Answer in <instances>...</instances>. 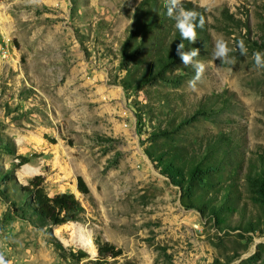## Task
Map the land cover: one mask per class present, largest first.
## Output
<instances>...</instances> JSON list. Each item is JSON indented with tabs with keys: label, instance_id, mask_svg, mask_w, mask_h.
I'll return each mask as SVG.
<instances>
[{
	"label": "rangeland",
	"instance_id": "374dc122",
	"mask_svg": "<svg viewBox=\"0 0 264 264\" xmlns=\"http://www.w3.org/2000/svg\"><path fill=\"white\" fill-rule=\"evenodd\" d=\"M141 1L0 0V254L9 264H93L96 240L123 251L104 264H264V69L253 60L264 52V0H189L226 28L198 41L206 70L196 90L181 60L158 76L144 55L129 57L135 44L124 55ZM221 37L235 65L212 57ZM35 176L49 196L74 193L81 220L46 226L22 190ZM80 250L88 257L78 261Z\"/></svg>",
	"mask_w": 264,
	"mask_h": 264
},
{
	"label": "trees",
	"instance_id": "16d2710c",
	"mask_svg": "<svg viewBox=\"0 0 264 264\" xmlns=\"http://www.w3.org/2000/svg\"><path fill=\"white\" fill-rule=\"evenodd\" d=\"M166 0H142L137 6L134 13L132 29L128 40L124 46V55L128 56V50L132 48L131 44H135V48L131 50L129 57L146 59L147 63H152L151 71L156 70L157 75H161V71L166 68L175 66L181 59L176 54V46L183 42L185 50L201 47L199 39L207 41L209 38V28L223 29V27L210 25L207 21L208 13L205 8L193 3L189 0H182L183 7L187 10H193L204 18L203 28H197V40L191 44L188 41H182L179 31L175 27V22L169 21L167 9L165 7ZM222 15L225 20L229 21L235 27H238L240 20L234 18L228 10H224ZM226 28L223 29V31ZM139 37H141L139 39ZM203 37V38H202ZM131 46V47H130ZM151 59V60H150ZM195 119V118H193ZM205 154V159L201 160L197 170L200 171V166L204 165L203 161L211 164V158L217 150ZM228 152V151H226ZM227 154V153H226ZM212 156V157H211ZM228 159V155L221 158L222 163ZM21 166L29 163L27 157L21 156ZM258 169V168H256ZM209 170V169H208ZM192 176H196V170L190 172ZM259 193L264 199V163L261 164L260 172H257ZM44 178L35 176L27 186L22 187L25 194L32 200L31 211L48 227H59L70 222H78L84 213V208L74 193H59L54 196H49L43 188ZM78 191L84 196L90 194L89 186L82 177H78ZM232 191H229V196L232 197ZM98 257L91 261L93 264H104L108 258H118L122 256V249L110 242L96 240L95 242ZM78 261L88 257V253L80 250L77 255H74Z\"/></svg>",
	"mask_w": 264,
	"mask_h": 264
},
{
	"label": "clouds",
	"instance_id": "9594fccd",
	"mask_svg": "<svg viewBox=\"0 0 264 264\" xmlns=\"http://www.w3.org/2000/svg\"><path fill=\"white\" fill-rule=\"evenodd\" d=\"M41 2L42 0H27V3L31 5H39ZM165 7L168 17L176 21L175 27L179 31L182 41L186 40L191 44L195 43L197 40V28H203L204 18L193 10L185 9L182 0H166ZM237 48L242 56L247 55L248 49L243 40L238 42ZM232 51L233 49L228 46V42L221 37L214 43L212 57L214 60L220 59L221 64L235 65V58L230 56ZM176 54L185 67L191 66L195 70V75L188 82V86L190 89L196 90L197 84L201 81L206 70V63L197 59L199 57V49L185 50L184 43L180 42L176 46ZM253 60L256 69H264V52H254ZM0 264H9L2 254H0Z\"/></svg>",
	"mask_w": 264,
	"mask_h": 264
},
{
	"label": "bare ground",
	"instance_id": "6f19581e",
	"mask_svg": "<svg viewBox=\"0 0 264 264\" xmlns=\"http://www.w3.org/2000/svg\"><path fill=\"white\" fill-rule=\"evenodd\" d=\"M92 244V243H91Z\"/></svg>",
	"mask_w": 264,
	"mask_h": 264
}]
</instances>
